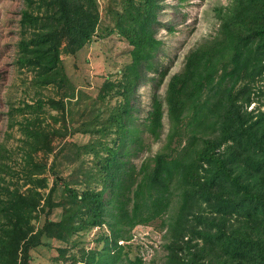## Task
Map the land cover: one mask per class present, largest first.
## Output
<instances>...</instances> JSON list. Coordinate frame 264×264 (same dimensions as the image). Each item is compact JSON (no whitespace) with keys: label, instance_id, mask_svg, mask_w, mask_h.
Here are the masks:
<instances>
[{"label":"trees","instance_id":"1","mask_svg":"<svg viewBox=\"0 0 264 264\" xmlns=\"http://www.w3.org/2000/svg\"><path fill=\"white\" fill-rule=\"evenodd\" d=\"M23 1L16 60L34 72L37 85L61 86L67 77L60 52L73 53L91 39L99 22L96 0ZM121 3L117 26L133 45L126 97L97 127L93 109V127L87 128L103 135L115 125V147H106L87 176L101 187L79 191L63 182L61 200L53 203L62 178L55 174L45 196L38 188L47 187L46 179L33 174L43 172L46 161L35 162L27 153L31 185L23 191L0 185V264H28L31 248L42 240L67 242L76 230L95 227L102 244L82 250V264H144L138 255L129 257L120 241L130 239L136 224L156 219L168 234L165 264H264V0H230L218 8L215 35L187 51L181 69L167 80L163 99L153 91L145 121L133 127L132 81L139 83L141 70L155 67L157 41L149 26L157 21L159 2ZM254 101L256 110H248ZM162 103L169 121L165 142L136 167L124 157L137 154L142 128L158 139ZM95 141L79 150L99 155L95 144L102 142ZM55 204L62 208L60 218L36 226L33 220L44 206Z\"/></svg>","mask_w":264,"mask_h":264},{"label":"rangeland","instance_id":"2","mask_svg":"<svg viewBox=\"0 0 264 264\" xmlns=\"http://www.w3.org/2000/svg\"><path fill=\"white\" fill-rule=\"evenodd\" d=\"M229 1L158 0L157 21L149 26L152 37L157 41L156 61L152 60L155 67L149 71L142 69L139 83L132 81L130 127L145 121L153 91L163 99L167 80L181 69L187 51L215 35L220 22L218 8ZM96 3L99 22L91 39L73 53L64 49L60 52L66 81L61 86H41L34 82V72L16 60L17 41L21 36L19 17L24 1L0 0V185L21 191L31 185L28 172L32 169L29 166L32 161L27 157L30 153L33 161H46L45 170L33 174V177L46 179L47 187L38 188L45 196L55 174L62 178V181L57 180L51 195L53 203L61 200L63 182L79 191L86 185L94 189L101 187L99 182L87 176L93 174L94 164L100 155H105L106 147H115V125L111 130L106 128L103 135L94 130L89 132L87 128L93 127V109L98 113L94 122V127H97L115 106L124 102L126 92L123 84L132 63L133 45L121 35L117 26L118 12L122 11L121 0H96ZM125 25L121 21V26ZM103 91L105 94L100 96ZM257 105L258 102H251L247 109L256 110ZM162 122L157 140L142 128L137 154L131 153L124 158H130L139 167L143 159L147 160L162 148L169 129L165 103H162ZM36 131L44 132V135L35 136ZM95 140L102 142L101 145L95 144L96 148L100 147L99 155L90 150H79L81 145L96 143ZM49 145L52 150H49ZM134 146L131 143V147ZM85 178L90 181H85ZM174 205L175 199L172 198L171 209ZM49 206L45 205L38 219L33 220L36 226L42 225L45 219L60 218L61 206ZM85 230H76L67 242L42 240L31 248L28 264H82L79 260L81 251L95 250L102 244L96 237L97 227ZM130 232L129 240L120 241L125 243L124 250L129 257L138 255L144 264H165L167 249L164 244L168 241V234L159 219L138 223Z\"/></svg>","mask_w":264,"mask_h":264}]
</instances>
